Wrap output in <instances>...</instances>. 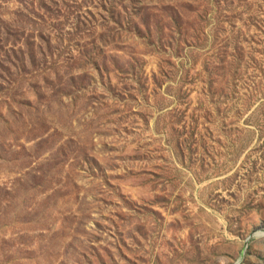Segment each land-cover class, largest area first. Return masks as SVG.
<instances>
[{
	"label": "rangeland",
	"instance_id": "1",
	"mask_svg": "<svg viewBox=\"0 0 264 264\" xmlns=\"http://www.w3.org/2000/svg\"><path fill=\"white\" fill-rule=\"evenodd\" d=\"M0 264H264V0H0Z\"/></svg>",
	"mask_w": 264,
	"mask_h": 264
},
{
	"label": "water",
	"instance_id": "2",
	"mask_svg": "<svg viewBox=\"0 0 264 264\" xmlns=\"http://www.w3.org/2000/svg\"><path fill=\"white\" fill-rule=\"evenodd\" d=\"M253 235H255V236H259L260 234H259V233H254Z\"/></svg>",
	"mask_w": 264,
	"mask_h": 264
}]
</instances>
